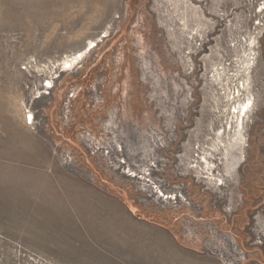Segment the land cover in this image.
<instances>
[{"label": "rangeland", "instance_id": "1", "mask_svg": "<svg viewBox=\"0 0 264 264\" xmlns=\"http://www.w3.org/2000/svg\"><path fill=\"white\" fill-rule=\"evenodd\" d=\"M35 140L157 241L126 264H264V0H0V264H108L27 207Z\"/></svg>", "mask_w": 264, "mask_h": 264}, {"label": "crops", "instance_id": "2", "mask_svg": "<svg viewBox=\"0 0 264 264\" xmlns=\"http://www.w3.org/2000/svg\"><path fill=\"white\" fill-rule=\"evenodd\" d=\"M49 144L35 140L31 144L33 148H29L38 149L39 153L32 154L27 162V181L31 192L28 194L27 207L37 206L41 212L59 214L61 221L55 224L66 234L64 238L76 239L90 248L102 247L103 258L108 264L131 262L128 253L130 247L137 249L145 245L146 253L152 251L157 254V241L154 239L144 244L141 240H147L148 234L133 231L134 227L120 220L119 211L110 212L109 205H103L100 192L94 191L83 179L65 171L51 154ZM51 196L56 207L51 205ZM130 211L133 212L132 209ZM53 222L58 221L55 219ZM140 260L137 258L138 262Z\"/></svg>", "mask_w": 264, "mask_h": 264}, {"label": "bare ground", "instance_id": "3", "mask_svg": "<svg viewBox=\"0 0 264 264\" xmlns=\"http://www.w3.org/2000/svg\"><path fill=\"white\" fill-rule=\"evenodd\" d=\"M92 9H94V10H98V8L95 6V7H93ZM80 17V16H79ZM78 17V18H79ZM214 17L216 18V20H215V22H213L211 25V27L214 29V30H216L219 26H221V24H222V18L221 17H219V16H215V14H214ZM212 19V18H211ZM225 19V18H224ZM79 19H77V21H78ZM75 22H76V19H72L71 21H70V23L71 24H75ZM198 22V21H197ZM197 24V23H196ZM199 24H201V23H199ZM185 25H186V22H185ZM184 25V26H185ZM202 30V29H201ZM203 31V30H202ZM204 31H205V29H204ZM210 31V30H209ZM206 32H208V31H206ZM205 32V33H206ZM93 42L95 43V41H93V40H89L87 43H89L90 45L91 44H93ZM203 43H206V40L204 39V42ZM87 45L88 46V48L89 47H91L90 45ZM85 51H86V47L82 50V51H79V53H75L73 56H71V57H69V58H64V59H61V62H60V64H61V66L63 67V69L61 70V71H65V70H67V69H64V66H71V63H73V62H76L79 58L81 59L82 57H83V54L85 53ZM46 85L47 86H51V82L49 81V80H47V82H46ZM43 93V92H42ZM44 93H47V92H45L44 91ZM45 95V94H44ZM39 96V95H38ZM244 110H247V105H244V104H242L241 106H240V108H239V110L237 111V110H235V111H237L239 114H241V113H247V112H245ZM238 113H236V114H238ZM245 116V115H244ZM247 116V115H246ZM33 118H34V116L32 115V120H31V122L33 121ZM34 122V121H33ZM232 129V128H231Z\"/></svg>", "mask_w": 264, "mask_h": 264}, {"label": "built area", "instance_id": "4", "mask_svg": "<svg viewBox=\"0 0 264 264\" xmlns=\"http://www.w3.org/2000/svg\"><path fill=\"white\" fill-rule=\"evenodd\" d=\"M46 87H47V88H50V87L47 86V85H46ZM28 112H29V111L27 110L26 113H25V120L27 121V123L31 122V120H32V116H31V118H30L29 120L27 119V116H26V115H27ZM30 113H31V112H30ZM31 114H32V113H31Z\"/></svg>", "mask_w": 264, "mask_h": 264}, {"label": "water", "instance_id": "5", "mask_svg": "<svg viewBox=\"0 0 264 264\" xmlns=\"http://www.w3.org/2000/svg\"><path fill=\"white\" fill-rule=\"evenodd\" d=\"M26 116H27V119L29 120L31 118L32 114L30 112H28Z\"/></svg>", "mask_w": 264, "mask_h": 264}]
</instances>
